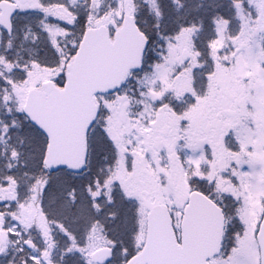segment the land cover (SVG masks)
<instances>
[{
	"label": "snow or ice",
	"instance_id": "6c2138e0",
	"mask_svg": "<svg viewBox=\"0 0 264 264\" xmlns=\"http://www.w3.org/2000/svg\"><path fill=\"white\" fill-rule=\"evenodd\" d=\"M0 264H264V0H0Z\"/></svg>",
	"mask_w": 264,
	"mask_h": 264
}]
</instances>
